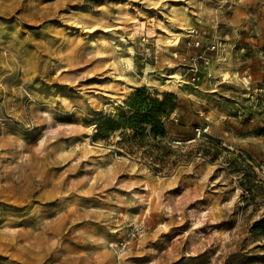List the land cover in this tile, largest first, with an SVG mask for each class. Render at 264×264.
<instances>
[{
  "label": "rangeland",
  "instance_id": "obj_1",
  "mask_svg": "<svg viewBox=\"0 0 264 264\" xmlns=\"http://www.w3.org/2000/svg\"><path fill=\"white\" fill-rule=\"evenodd\" d=\"M263 49L264 0H0V264H264Z\"/></svg>",
  "mask_w": 264,
  "mask_h": 264
},
{
  "label": "trees",
  "instance_id": "obj_2",
  "mask_svg": "<svg viewBox=\"0 0 264 264\" xmlns=\"http://www.w3.org/2000/svg\"><path fill=\"white\" fill-rule=\"evenodd\" d=\"M169 97L172 96H166L165 101L161 102L159 99H154L153 95L147 90L139 91L126 101V105L133 108L134 114L131 116L122 115V120L137 127L143 124H152L156 128L162 120V109L167 104V98ZM147 100H150L151 108L144 110Z\"/></svg>",
  "mask_w": 264,
  "mask_h": 264
},
{
  "label": "built area",
  "instance_id": "obj_3",
  "mask_svg": "<svg viewBox=\"0 0 264 264\" xmlns=\"http://www.w3.org/2000/svg\"><path fill=\"white\" fill-rule=\"evenodd\" d=\"M191 33L196 35V34H198V31L195 30V29H193V30H191ZM199 45H200V41H196V42H195V46L198 47ZM213 48H214V46H213ZM261 53H262V55H263L262 58H263V61H264V49L262 50ZM203 59H204V58H203ZM206 63H208V61H206ZM196 73H197V70H196L195 73H194L195 76H193V78H192L193 81H195V80L197 79V77H196ZM200 132H202V129L200 130ZM263 171H264V169H263Z\"/></svg>",
  "mask_w": 264,
  "mask_h": 264
},
{
  "label": "crops",
  "instance_id": "obj_4",
  "mask_svg": "<svg viewBox=\"0 0 264 264\" xmlns=\"http://www.w3.org/2000/svg\"><path fill=\"white\" fill-rule=\"evenodd\" d=\"M262 64L264 65V62H263V60H262Z\"/></svg>",
  "mask_w": 264,
  "mask_h": 264
},
{
  "label": "bare ground",
  "instance_id": "obj_5",
  "mask_svg": "<svg viewBox=\"0 0 264 264\" xmlns=\"http://www.w3.org/2000/svg\"><path fill=\"white\" fill-rule=\"evenodd\" d=\"M246 83V82H245Z\"/></svg>",
  "mask_w": 264,
  "mask_h": 264
}]
</instances>
